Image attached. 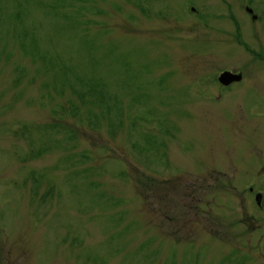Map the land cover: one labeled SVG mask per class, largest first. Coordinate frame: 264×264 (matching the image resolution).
<instances>
[{
	"label": "rangeland",
	"instance_id": "374dc122",
	"mask_svg": "<svg viewBox=\"0 0 264 264\" xmlns=\"http://www.w3.org/2000/svg\"><path fill=\"white\" fill-rule=\"evenodd\" d=\"M260 60L264 0H0V264H260L206 82Z\"/></svg>",
	"mask_w": 264,
	"mask_h": 264
},
{
	"label": "flooded vegetation",
	"instance_id": "af4514ba",
	"mask_svg": "<svg viewBox=\"0 0 264 264\" xmlns=\"http://www.w3.org/2000/svg\"><path fill=\"white\" fill-rule=\"evenodd\" d=\"M248 67L244 65L236 70H223L233 74L228 77L232 81L227 83L219 81L223 72L206 79V82L216 87V91L210 94H217L224 112H233L229 118L239 115L241 120L227 124V138L235 148L230 149L232 153L229 155L225 148L222 150L221 157L216 160L223 171L215 173L237 179V186H232L237 202V224L255 232L264 228V69ZM249 96L254 100L249 101ZM255 238L257 240L252 244L250 253L260 264H264V234Z\"/></svg>",
	"mask_w": 264,
	"mask_h": 264
},
{
	"label": "water",
	"instance_id": "95a60500",
	"mask_svg": "<svg viewBox=\"0 0 264 264\" xmlns=\"http://www.w3.org/2000/svg\"><path fill=\"white\" fill-rule=\"evenodd\" d=\"M246 12H248L249 14H252V10L250 8H246ZM252 17L255 19V15H252ZM233 74L232 73H229V72H224L220 75L219 77V81H221L222 83H227L229 81H232V79H229L228 77L229 76H232Z\"/></svg>",
	"mask_w": 264,
	"mask_h": 264
},
{
	"label": "trees",
	"instance_id": "16d2710c",
	"mask_svg": "<svg viewBox=\"0 0 264 264\" xmlns=\"http://www.w3.org/2000/svg\"><path fill=\"white\" fill-rule=\"evenodd\" d=\"M151 183H152V184H155L153 181H152ZM139 184H140L141 188L148 187V186H146V182H139ZM148 185H149V184H148ZM155 185H156V184H155ZM153 186H154V185H152L151 187H153ZM160 186H163V184L160 183V184H159V187H160ZM168 191H175V192H177V190H171V189L169 190V189H168V190H165V192H163V194L161 195V197H162V196L167 197L168 194H169ZM185 204H187V203H185ZM189 207L192 208V206H189Z\"/></svg>",
	"mask_w": 264,
	"mask_h": 264
}]
</instances>
